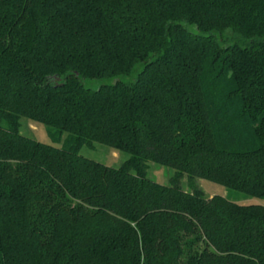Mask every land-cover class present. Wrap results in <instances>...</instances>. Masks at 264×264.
<instances>
[{"label": "trees", "instance_id": "16d2710c", "mask_svg": "<svg viewBox=\"0 0 264 264\" xmlns=\"http://www.w3.org/2000/svg\"><path fill=\"white\" fill-rule=\"evenodd\" d=\"M196 178L264 198V0H0V264H264V205Z\"/></svg>", "mask_w": 264, "mask_h": 264}, {"label": "rangeland", "instance_id": "374dc122", "mask_svg": "<svg viewBox=\"0 0 264 264\" xmlns=\"http://www.w3.org/2000/svg\"><path fill=\"white\" fill-rule=\"evenodd\" d=\"M193 29L192 26H189ZM140 67H138L139 69ZM136 73L130 76L120 77L124 81H131L134 79ZM111 79H85L84 84L91 87L97 88L101 84L112 82ZM20 132L30 138L38 140L43 143L53 144L54 141L48 132L49 126L40 122L32 121L29 118L22 117L20 119ZM65 135L62 137L61 141L57 145H61ZM80 153L85 157L91 158L93 160L102 162L108 166L120 167L125 161H127L130 155L126 152L114 149L104 143L93 142L91 145H84L80 149ZM175 169L173 167L156 163L153 161L147 162V176L161 184H169L171 177L175 174ZM194 184L202 189L206 197H211L213 195H220L227 198L230 201L239 204H262L264 205V198L255 197L248 195L244 192L226 187L222 184L215 183L203 178H196ZM182 188L186 191H190V184L187 176L185 175L181 180Z\"/></svg>", "mask_w": 264, "mask_h": 264}]
</instances>
